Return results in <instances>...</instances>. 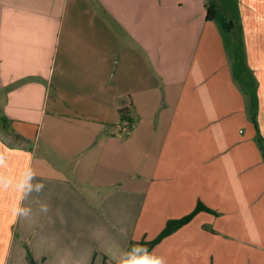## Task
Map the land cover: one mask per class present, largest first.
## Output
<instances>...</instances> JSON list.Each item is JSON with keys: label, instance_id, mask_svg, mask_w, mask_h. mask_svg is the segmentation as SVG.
<instances>
[{"label": "crops", "instance_id": "obj_1", "mask_svg": "<svg viewBox=\"0 0 264 264\" xmlns=\"http://www.w3.org/2000/svg\"><path fill=\"white\" fill-rule=\"evenodd\" d=\"M232 1L221 26L206 0H0V264H119L198 207L147 264H264V0Z\"/></svg>", "mask_w": 264, "mask_h": 264}, {"label": "rangeland", "instance_id": "obj_2", "mask_svg": "<svg viewBox=\"0 0 264 264\" xmlns=\"http://www.w3.org/2000/svg\"><path fill=\"white\" fill-rule=\"evenodd\" d=\"M206 1L210 5H214L215 17L221 26L229 25L232 22L235 16V8L232 0H206ZM236 39L237 41H234L232 43L231 35H229L227 48L229 50V54H231L233 58L235 65L238 64L239 66V67L236 66L235 68L238 67V69H240L239 73L236 75L237 79L238 78L241 79L240 74H243L244 82H242L241 84L251 95H253L254 82L249 81L251 80V74L253 72L248 65L247 66L245 65V62L248 63L247 48L246 47L243 48L241 35L237 34Z\"/></svg>", "mask_w": 264, "mask_h": 264}, {"label": "trees", "instance_id": "obj_3", "mask_svg": "<svg viewBox=\"0 0 264 264\" xmlns=\"http://www.w3.org/2000/svg\"><path fill=\"white\" fill-rule=\"evenodd\" d=\"M208 13H210V10L207 11V15ZM200 210L204 209L202 207H198L191 215L179 221L168 222L159 236L152 241L130 242L127 246L123 260L119 264H147L153 246L160 242L166 236L170 235L173 231L177 230L179 227L188 223L195 215V213ZM31 264L35 263L31 261Z\"/></svg>", "mask_w": 264, "mask_h": 264}, {"label": "built area", "instance_id": "obj_4", "mask_svg": "<svg viewBox=\"0 0 264 264\" xmlns=\"http://www.w3.org/2000/svg\"><path fill=\"white\" fill-rule=\"evenodd\" d=\"M129 132V123L127 121L122 122V127H120V133L126 134Z\"/></svg>", "mask_w": 264, "mask_h": 264}, {"label": "clouds", "instance_id": "obj_5", "mask_svg": "<svg viewBox=\"0 0 264 264\" xmlns=\"http://www.w3.org/2000/svg\"><path fill=\"white\" fill-rule=\"evenodd\" d=\"M156 264H162V261H157Z\"/></svg>", "mask_w": 264, "mask_h": 264}]
</instances>
